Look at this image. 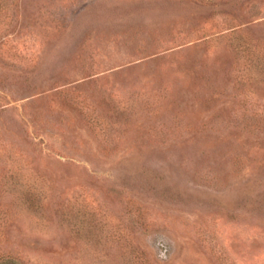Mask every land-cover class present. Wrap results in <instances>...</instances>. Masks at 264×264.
Masks as SVG:
<instances>
[{"label":"rangeland","instance_id":"1","mask_svg":"<svg viewBox=\"0 0 264 264\" xmlns=\"http://www.w3.org/2000/svg\"><path fill=\"white\" fill-rule=\"evenodd\" d=\"M0 264H264V0H0Z\"/></svg>","mask_w":264,"mask_h":264}]
</instances>
